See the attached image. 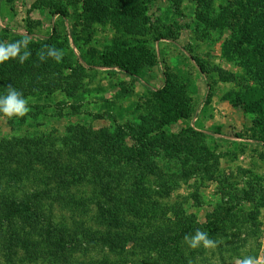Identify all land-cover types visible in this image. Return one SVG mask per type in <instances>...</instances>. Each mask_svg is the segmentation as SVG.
<instances>
[{"label":"trees","instance_id":"16d2710c","mask_svg":"<svg viewBox=\"0 0 264 264\" xmlns=\"http://www.w3.org/2000/svg\"><path fill=\"white\" fill-rule=\"evenodd\" d=\"M156 1L67 0L79 11L73 16L71 35L85 63L115 66L133 78L155 66L158 59L149 46V35H154V41L174 37L169 25L151 22L149 12ZM168 1L179 12L184 0ZM191 1L196 3L195 18L203 34L229 32L223 56L238 65L239 72L219 67L216 72L219 80L239 88L226 98L245 113L255 114L253 130L264 146V0H222L217 13L214 0ZM38 3L45 4L43 0ZM60 3L56 0L57 7L50 13L59 16L61 29L53 24L45 39L26 35L29 58L23 63L18 57L0 63V96L7 95L9 85L27 100L44 101L57 93L76 98L83 88L82 69L73 67L64 55L57 62L45 48L51 47L58 55L69 43L63 19L71 15ZM108 24L113 29L110 45L85 57L83 45L93 39L95 25ZM24 37L7 28L0 31L4 44ZM41 50L43 61L38 55ZM190 59L200 73L210 75L203 61L196 56ZM190 82L189 73L183 77L165 71L162 86L148 88L137 122L117 124L113 130L70 124L58 138H0V251L8 263L15 264L13 256L20 249L30 264H82L89 247L98 246L105 252L98 264H191L205 248L191 250L183 237L197 228L218 241L213 249L221 259L227 243L233 242L231 250L239 252L237 239L228 236L235 237L243 226L249 229L247 236L256 233L252 226L256 208L241 214L236 211L238 205L255 200L254 186H229L224 192L229 202L216 203L203 221L171 199L179 180L187 181L193 174L211 180L216 171V154L202 143V132L190 126L167 131L193 114ZM156 156L178 160L180 171L164 170ZM259 200L264 205V197ZM56 208L70 212L69 223L62 213L56 219ZM246 244L248 238L240 247Z\"/></svg>","mask_w":264,"mask_h":264},{"label":"rangeland","instance_id":"374dc122","mask_svg":"<svg viewBox=\"0 0 264 264\" xmlns=\"http://www.w3.org/2000/svg\"><path fill=\"white\" fill-rule=\"evenodd\" d=\"M38 1L0 0V31L7 28L21 36L45 39L50 36L53 24H58L61 29L59 16L50 13L57 7L56 0H43L44 5ZM221 1L214 0L216 13ZM60 2L61 5L67 6L71 15V18L63 19L70 35L69 43L64 45L62 53L69 58L73 67L82 69L83 88L79 90L80 94L78 93L76 98L57 93L47 101L29 99L27 101L30 111L24 117L8 118L0 115V138L37 135L58 138L65 134L66 127L70 124H82L94 129L106 127L110 130L117 124H133L137 122L138 115L145 106V99L149 95L148 88H160L165 71L173 70L183 77L189 73L192 82L188 91L193 102V114L188 120L171 124L167 131L179 132L181 128L190 126L202 132V143L216 154V171L211 180L204 176L201 179L198 174H193L187 181L179 180L172 191L171 199L181 203L188 213H193L198 220L203 221L205 214L212 210L216 203L229 202L227 195H224L229 186L246 189L254 186L251 190L255 191V200L246 201L242 207L238 205L236 211L241 214L254 208L257 210L255 225L252 224L255 234L247 236L245 232H249V229L243 226L236 232L235 237L228 236V239H237L239 252L231 250L233 242L222 248V259L213 248H205L204 253L196 255L197 259L191 264H239L240 260L248 256L254 258V255L257 264L263 262L264 205L259 198L264 197V146L256 140L258 134L253 130L255 114L245 113L242 108L234 106L226 98L228 92H236L239 88L232 82L219 80L216 72L217 67L239 72L238 65L223 56L222 45L229 32L211 31L207 36L203 34V26H199L195 18L196 3L191 0H184L179 12L174 11L168 0H157L149 12L152 13L151 22L169 25L174 37L154 41V35H149L152 41L149 46L154 49L158 62L153 67L144 68L138 78H133L115 66L102 67L95 65L96 63L90 66L85 63L71 35L72 19L73 16L77 17L79 11H75L67 0ZM112 36L113 29L110 24L95 25L93 39L83 45V55L88 57L92 50L97 55L110 45ZM193 56L206 64L209 76L197 70L195 63L190 59ZM58 141L59 139L57 145ZM154 159L164 170L176 173L180 171L181 163L178 160L171 161L165 156H156ZM195 194L198 200L195 199ZM54 213L57 220L62 213L69 223L68 210L56 208ZM79 238L82 242L85 241L82 234H79ZM244 238H248V244L240 247ZM83 245L88 246L86 242ZM17 252L18 254L13 256L15 264H30L23 260L26 255L20 249ZM104 253L98 246L89 247L82 264H98ZM0 264H9L2 251Z\"/></svg>","mask_w":264,"mask_h":264},{"label":"clouds","instance_id":"9594fccd","mask_svg":"<svg viewBox=\"0 0 264 264\" xmlns=\"http://www.w3.org/2000/svg\"><path fill=\"white\" fill-rule=\"evenodd\" d=\"M30 38L25 36L24 39L13 43H0V63L8 59L19 58V62L23 63L29 58L31 52L28 50V44ZM45 48H49V56L54 58L57 62L62 59V51L59 50V54H54L51 47L47 45ZM23 49V52H22ZM40 60H45L43 56V50L38 53ZM30 111L28 107V101L24 98L22 92L17 91L12 85L7 87V95L0 96V114L8 118L12 117H24ZM184 242L190 249H197L199 247L214 248L218 241L209 238L207 232L201 231L199 228L195 230L193 234H185L183 237ZM239 264H257V260L251 256L245 257L239 261Z\"/></svg>","mask_w":264,"mask_h":264}]
</instances>
